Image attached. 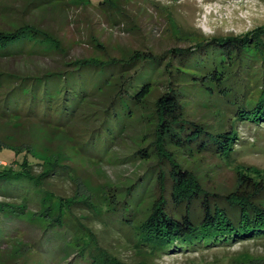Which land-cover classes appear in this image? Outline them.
<instances>
[{
	"label": "trees",
	"instance_id": "trees-1",
	"mask_svg": "<svg viewBox=\"0 0 264 264\" xmlns=\"http://www.w3.org/2000/svg\"><path fill=\"white\" fill-rule=\"evenodd\" d=\"M47 2L32 0L31 6L39 8ZM60 49L57 40L27 23L12 31H0V59L44 55ZM193 49L196 51L171 48L162 56L137 52L129 58L106 60L62 58L59 68L31 74L0 67V118H23L54 127L89 119L93 127L80 147L88 157L101 158L126 128V121L133 119L140 108L145 111L142 116L151 125L150 141L139 151L148 159L156 151L155 183L162 193L146 191V197L152 198L150 209L142 219L137 218L135 211L147 187L146 179L154 175L148 168L139 187H129L117 205L106 207L103 212L120 211V223L133 232V240L127 238L129 243L149 255L264 240L263 171L239 170L237 186L218 195L203 187L173 152L188 150L191 155L207 151L231 163L235 159L237 124L264 126V25L239 35L200 36ZM187 56L190 58L186 59ZM189 90L206 100L195 109H205L219 117L216 129L188 110L191 101H186L185 95ZM100 96H106L105 108L84 110ZM149 98L151 101H147ZM149 146L152 148L147 151ZM159 164L168 167L163 169ZM29 165L24 157L20 169L0 170V193L5 197L0 200V214L24 217L29 204L35 203L49 226L61 225L63 216L55 208L58 203L65 207L69 200L58 196L60 201L56 205L47 206L53 195L47 182L50 177H71L70 171L56 161L46 171L34 175ZM166 176L170 180L168 198L163 194ZM32 186L36 190L30 198L24 197L20 203L14 200ZM10 197L13 200H8ZM168 199L179 211L167 207ZM86 202L84 198L75 204ZM134 216L138 219L135 222L131 221ZM100 220L106 227L103 217ZM91 235L82 232L85 246L92 242ZM100 256L94 255V263L129 264L109 255Z\"/></svg>",
	"mask_w": 264,
	"mask_h": 264
},
{
	"label": "rangeland",
	"instance_id": "rangeland-1",
	"mask_svg": "<svg viewBox=\"0 0 264 264\" xmlns=\"http://www.w3.org/2000/svg\"><path fill=\"white\" fill-rule=\"evenodd\" d=\"M31 1L0 0V31H12L27 23L57 40L61 49L44 55L0 59L1 68L18 74L57 69L63 63L62 58L64 61L106 60L129 58L137 52L162 56L171 48L196 51L193 43L200 36L239 35L264 25V0H49L39 8H32ZM105 98L100 96L84 106V110L103 108L107 103V100L103 102ZM185 100L191 101L188 110L197 119L217 128L220 121L216 114L194 108L206 102L203 96L189 90ZM142 114L145 111L140 108L133 119L126 121V128L99 159L80 151L93 127L89 119L54 127L35 120L0 118V170L20 169L26 157L28 169L34 175L46 171L56 161L66 165L71 173V177H50L47 182L53 193L47 206L56 205L60 201L58 196L69 200L65 207L58 203L55 208L63 216L61 225L49 226L35 203L29 204L24 217L0 214V264H99L93 261L95 254L109 255L129 264H264V240L149 255L129 243L133 232L120 223V211L103 212L104 208L117 205L129 187H139L148 168L154 175L146 179L147 187L135 211L137 218L142 219L149 212L152 198L146 197V191L153 189L154 195L162 193L155 183L156 151L149 159L139 151L150 141L151 125ZM237 137L235 159L231 163L207 151L191 155L188 150L173 152L203 187L221 195L237 186L240 171L264 172V126L239 122ZM164 184L163 194L168 198V176ZM35 190L32 186L31 190L24 189L19 197L8 200L14 198L20 203ZM84 198L87 204H75ZM3 199L0 193V200ZM167 207L179 211L169 199ZM122 215L127 214L122 212ZM136 216L131 221L135 222ZM102 217L106 227L100 220ZM83 227L87 228L83 230ZM83 231L92 234L88 246L83 244ZM90 249H93L92 256L88 253Z\"/></svg>",
	"mask_w": 264,
	"mask_h": 264
}]
</instances>
